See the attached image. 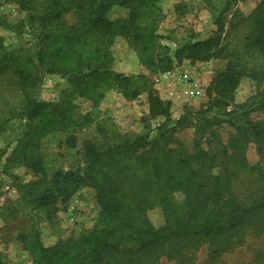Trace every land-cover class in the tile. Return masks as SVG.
<instances>
[{"label":"trees","instance_id":"obj_1","mask_svg":"<svg viewBox=\"0 0 264 264\" xmlns=\"http://www.w3.org/2000/svg\"><path fill=\"white\" fill-rule=\"evenodd\" d=\"M158 2L0 0V6L16 4L25 13L19 22L6 23L25 44L8 51L0 35V64L17 76L23 114L30 121L16 145L9 143L0 154L10 149L7 163L24 165L40 175L38 180L20 185L21 205L7 200L0 204V214L17 215L30 208L52 220L59 202L67 203L81 188L89 189L91 200L100 207L91 230L72 232L49 245L35 227L20 233L18 239L31 264H150L135 256L144 253L151 257L170 241H222L242 231L253 218L263 216L264 164L262 158L250 163L248 148L255 142L264 154V123L251 117L252 112L264 108V90L241 103L236 101V92L245 76L247 59L259 57L264 79V0L250 18L252 28L241 47L231 45L233 31L224 30L221 17L216 21V32L206 39L188 41L177 48L163 43L169 36L160 32L163 14ZM120 8L123 11L114 16ZM118 37L129 42L150 75L172 72L184 60H227L226 67L212 79L209 90L215 96L207 110L199 114L188 109L174 120L170 103L154 94L146 74H126L113 67ZM46 74H59L67 82L55 101L37 97ZM146 91L150 92L151 115L162 120L146 133L121 138L114 127L109 128V118L103 117L110 113L102 109L103 101L112 92L131 101ZM78 97L93 100L92 109L83 116L76 114ZM214 109L219 111L201 118L203 126L231 125L236 132L227 144L206 150L197 140L192 153L172 146L179 129L196 126L199 116ZM92 125L101 138L84 140L83 163L49 176L43 139L55 132L81 131ZM65 143L76 148V133ZM154 208H160L165 217L159 227L148 215ZM123 243L135 247H121ZM0 264L12 263L0 254Z\"/></svg>","mask_w":264,"mask_h":264},{"label":"rangeland","instance_id":"obj_2","mask_svg":"<svg viewBox=\"0 0 264 264\" xmlns=\"http://www.w3.org/2000/svg\"><path fill=\"white\" fill-rule=\"evenodd\" d=\"M260 0H159L163 19L160 23V32L168 35L163 43L177 48L188 41L203 40L213 35L217 28V19L222 18L225 31L232 32L231 45H244L247 32L252 28L251 16L254 15ZM123 9L113 12L119 16ZM25 17V13L18 9L16 4H2L0 6V35H3L8 51H12L25 44V40L8 28V23H16ZM71 21L72 17L68 14ZM236 28H233V27ZM236 29V30H235ZM231 40V41H232ZM114 68L126 74H146L149 77L151 88L155 95L170 103V112L177 120L188 109L194 113L207 110L215 93L209 88L214 75L226 67L227 60L213 59L208 62L192 63L184 60L182 65L171 73L150 75L140 64L129 42L118 37L114 44ZM253 59V58H252ZM247 59L244 63L245 76L236 92L238 103L249 101L264 90V79L260 74L259 57ZM188 71L200 85L195 95H189L187 83L182 81L180 74ZM67 85L59 74H46L37 97L43 101H55L59 93ZM149 91H146L134 100H126L122 94L112 92L102 103V109L110 113L103 115L109 118V128L116 129L117 135L127 138L146 133L150 126H155L162 120L151 115ZM76 114L83 116L93 107V100L89 97L77 98ZM24 102L18 87L17 76L0 64V149L9 143L16 145L17 139L23 136L30 125L24 116ZM219 110L203 113L201 121L196 126L183 127L176 133L177 142L173 147L184 153H192L195 143L199 140L204 149L220 148L227 144L235 134V129L227 124L203 126L202 117L212 116ZM200 114V113H199ZM251 117L264 123V108L252 112ZM76 133L78 144L76 148H69L66 138ZM100 137L95 125L84 130H70L55 132L42 141V151L45 155V168L49 176L57 170L76 168L83 163L82 146L85 139ZM7 154H0V178L2 179V194L0 204L11 200L14 205L23 203L21 184L33 182L40 175L24 165L11 166L7 163ZM264 154H260L255 142L248 148V160L255 164ZM92 192L81 188L67 203L59 202V211L52 220H48L42 211H32L30 208L21 210L17 215L0 214V254L9 263L31 264V257L24 249L18 235L29 232L34 227L41 231L45 244H52L58 238H66L72 232L91 230L98 220L99 205L91 200ZM182 197V194H178ZM257 214V213H255ZM148 215L157 227L165 222L160 208L150 209ZM121 247L134 248L132 243H123ZM142 257L150 264H264V213L261 217L250 220L242 231L233 237L222 241H209L202 238H189L181 241H170L163 249L151 257L144 253L135 257Z\"/></svg>","mask_w":264,"mask_h":264},{"label":"built area","instance_id":"obj_3","mask_svg":"<svg viewBox=\"0 0 264 264\" xmlns=\"http://www.w3.org/2000/svg\"><path fill=\"white\" fill-rule=\"evenodd\" d=\"M167 73H171V72H167ZM180 78L182 79V81L187 83V86H188L187 92L189 95L193 96L199 91V89H200L199 83L196 81H193V79H192V77L188 71H183L180 74Z\"/></svg>","mask_w":264,"mask_h":264}]
</instances>
